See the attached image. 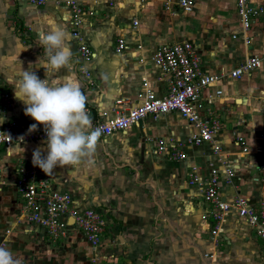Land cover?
<instances>
[{"label":"crops","instance_id":"obj_1","mask_svg":"<svg viewBox=\"0 0 264 264\" xmlns=\"http://www.w3.org/2000/svg\"><path fill=\"white\" fill-rule=\"evenodd\" d=\"M63 1L46 0L35 6L28 0H0V88L11 95L2 121L16 120L22 130L37 122L25 114L14 83L21 66L28 70L30 64L40 79L46 78L45 69L38 66L46 58L39 34L47 32L51 23L71 34L69 9ZM77 1L95 11L80 28L94 53L86 66L95 85L82 88L79 68L85 64L72 35L68 43L73 67L50 72V81L74 76L86 96L91 118L103 110L112 115L116 100L124 99L127 105L137 101L143 76L157 94L164 92V82L150 61L158 45L191 42L202 69L223 75L216 87L205 90H222L212 107L223 122L218 135L223 156L234 163L236 174L231 184L220 185L219 192L226 200L242 194L258 204L264 198V184L258 180L257 156L254 151L241 153L232 142V132L244 135L251 146L257 134L264 132V64L249 76L231 78L226 74L250 54L264 53V25L253 26L254 40L246 47L240 38H232L240 32L234 0H195L189 12L174 9L177 0H114V5L109 0ZM167 1L173 9H166ZM263 1L249 0L251 4ZM119 37L127 46L121 53L115 52ZM138 45L142 50L135 52ZM193 131L177 113L157 119L149 115L126 132L99 140L95 153L79 165L54 168L50 174L54 188L70 193L77 209L93 208L105 216L107 226L96 249L71 229L67 238L52 242L40 226L21 214L22 200L14 187L16 168L19 164L34 166L33 152L38 147L46 156V139L15 142L9 149L0 146V246L11 249L22 264H264V243L235 212L226 216L218 243H213L210 205L196 186L188 184V171L196 166L198 174L206 177L208 162L216 157L210 144L186 142ZM159 138L183 142L186 157L176 160L158 153Z\"/></svg>","mask_w":264,"mask_h":264},{"label":"built area","instance_id":"obj_2","mask_svg":"<svg viewBox=\"0 0 264 264\" xmlns=\"http://www.w3.org/2000/svg\"><path fill=\"white\" fill-rule=\"evenodd\" d=\"M115 1L109 0L108 4L114 5ZM234 1L240 32L233 34L232 38H240L244 46L248 47L254 40L253 26L264 25V1L258 4H251L249 0ZM28 2L40 6L45 4L46 0H28ZM56 3L61 4L60 1ZM63 3L69 9L68 22L71 35L78 42L77 51L85 64L79 68L84 80L82 88L88 90L95 85V81L86 64L92 60L94 53L86 43L80 28L85 19L93 16L95 11L93 8L82 6L77 0H64ZM194 3L195 0H177L173 5L174 9L189 12ZM165 7L167 10L173 9L172 2L167 1ZM137 23L138 21L134 20V24ZM126 48L125 40L122 37L117 38L115 52L121 53ZM140 50L142 45H138L135 52ZM143 60L144 58H139L140 63ZM150 61L153 68L158 71L159 79L164 82V92L157 94L150 80L146 76L141 77L137 101L134 104L127 105L126 100L118 99L112 109V115L109 111L103 110L96 118H91L93 128L102 130L99 140L115 132H126L149 115L157 119L169 113L179 114L194 128V131L187 136L186 142L196 146L210 144L216 157L215 161L208 162V176L199 175L196 166H191L188 171V184L196 186L203 200L210 205L208 213L215 224L210 230L213 243H218L220 225L230 212H235L238 217L244 219L264 243V198L254 205L245 195L237 194L232 199L226 200L219 192L220 185L231 184L236 174L234 163L223 156V147L218 138L223 129V122L214 114L212 107L215 99L222 94V90L215 89L214 92L205 90L216 87L223 75L206 73L202 69L200 55L188 41L158 45L152 51ZM263 64L264 53H252L226 76L231 78L249 76ZM10 105V93L0 88V146L9 149L15 142L25 143L46 139L44 128L22 130L16 120L2 121V116ZM86 110L91 117V109L86 106ZM156 142L158 153H165L169 158L176 160L186 157L182 150L183 142L163 138L157 139ZM232 142L243 154L254 151L260 172L258 180L264 184V132L257 134L255 143L251 146L244 135L233 131ZM2 184L0 178V190ZM14 187L17 196L22 200L21 214L28 222L40 226L52 242H60L67 238L71 229L82 234L92 249L99 247L107 226L105 216L93 208L77 209L70 193L53 187L50 175L34 166L19 164L16 168ZM261 192L264 195V187Z\"/></svg>","mask_w":264,"mask_h":264},{"label":"clouds","instance_id":"obj_3","mask_svg":"<svg viewBox=\"0 0 264 264\" xmlns=\"http://www.w3.org/2000/svg\"><path fill=\"white\" fill-rule=\"evenodd\" d=\"M44 48L43 67L46 78L40 79L22 66L19 79L14 83L15 96L25 104L24 112L34 123L43 125L46 132L47 155L41 148L33 152V164L48 176L57 166H77L85 157H91L102 134L100 128H93L92 119L86 110V96L74 76H65L63 81L52 82L48 74L64 68L71 71L73 52L69 45L71 34L62 26L51 23L47 32L39 34ZM0 264H22L11 249L0 246Z\"/></svg>","mask_w":264,"mask_h":264}]
</instances>
